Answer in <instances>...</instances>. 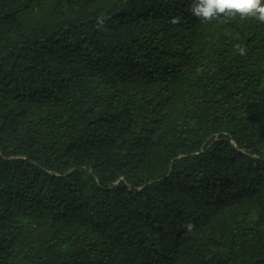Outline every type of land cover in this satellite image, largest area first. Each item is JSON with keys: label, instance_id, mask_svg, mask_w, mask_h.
<instances>
[{"label": "trees", "instance_id": "trees-1", "mask_svg": "<svg viewBox=\"0 0 264 264\" xmlns=\"http://www.w3.org/2000/svg\"><path fill=\"white\" fill-rule=\"evenodd\" d=\"M189 6L0 0V264H264V23Z\"/></svg>", "mask_w": 264, "mask_h": 264}, {"label": "clouds", "instance_id": "clouds-1", "mask_svg": "<svg viewBox=\"0 0 264 264\" xmlns=\"http://www.w3.org/2000/svg\"><path fill=\"white\" fill-rule=\"evenodd\" d=\"M188 11L197 19L205 21L239 15L264 23V0H190ZM237 51L240 55L245 54L242 47L237 46Z\"/></svg>", "mask_w": 264, "mask_h": 264}]
</instances>
